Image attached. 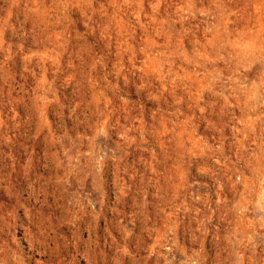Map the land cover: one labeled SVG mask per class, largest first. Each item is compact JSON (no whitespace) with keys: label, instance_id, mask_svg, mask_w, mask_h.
<instances>
[{"label":"rangeland","instance_id":"rangeland-1","mask_svg":"<svg viewBox=\"0 0 264 264\" xmlns=\"http://www.w3.org/2000/svg\"><path fill=\"white\" fill-rule=\"evenodd\" d=\"M9 237L32 264H264V0H0Z\"/></svg>","mask_w":264,"mask_h":264},{"label":"clouds","instance_id":"clouds-1","mask_svg":"<svg viewBox=\"0 0 264 264\" xmlns=\"http://www.w3.org/2000/svg\"><path fill=\"white\" fill-rule=\"evenodd\" d=\"M5 226L7 227V223ZM30 239L33 251L44 243L42 237L36 234H33ZM0 264H32V262L29 254L23 252L9 237L7 244L0 245Z\"/></svg>","mask_w":264,"mask_h":264}]
</instances>
